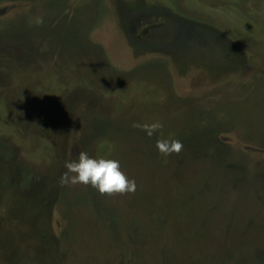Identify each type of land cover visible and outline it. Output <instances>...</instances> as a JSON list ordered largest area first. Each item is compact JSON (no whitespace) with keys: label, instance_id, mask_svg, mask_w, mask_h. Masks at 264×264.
Returning a JSON list of instances; mask_svg holds the SVG:
<instances>
[{"label":"rangeland","instance_id":"obj_1","mask_svg":"<svg viewBox=\"0 0 264 264\" xmlns=\"http://www.w3.org/2000/svg\"><path fill=\"white\" fill-rule=\"evenodd\" d=\"M0 264H264V0H0Z\"/></svg>","mask_w":264,"mask_h":264},{"label":"clouds","instance_id":"obj_2","mask_svg":"<svg viewBox=\"0 0 264 264\" xmlns=\"http://www.w3.org/2000/svg\"><path fill=\"white\" fill-rule=\"evenodd\" d=\"M42 22V21H41ZM148 136L163 128L159 121L151 124L137 125ZM158 150L164 155H170L172 152L179 153L182 144L178 140L157 143ZM66 171L60 177L62 186L91 185L100 194H132L136 191V181L129 179L121 169V163L118 159L92 158L86 152L78 154V160L65 162Z\"/></svg>","mask_w":264,"mask_h":264},{"label":"flooded vegetation","instance_id":"obj_3","mask_svg":"<svg viewBox=\"0 0 264 264\" xmlns=\"http://www.w3.org/2000/svg\"><path fill=\"white\" fill-rule=\"evenodd\" d=\"M149 25V24H148ZM152 25V24H151Z\"/></svg>","mask_w":264,"mask_h":264}]
</instances>
